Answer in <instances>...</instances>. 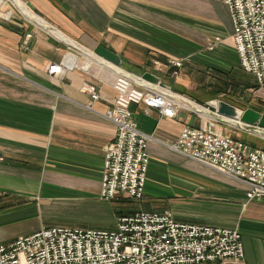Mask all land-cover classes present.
<instances>
[{"label":"crops","instance_id":"obj_1","mask_svg":"<svg viewBox=\"0 0 264 264\" xmlns=\"http://www.w3.org/2000/svg\"><path fill=\"white\" fill-rule=\"evenodd\" d=\"M8 3L15 8L4 10ZM4 5L0 10L11 15H0V245L44 228H82L51 224L54 219L108 231L134 212L170 211L178 223L238 229L243 264H264V199L248 201L247 186L169 148L184 128L202 130L221 119L224 103L210 97L206 69L213 67L218 75L229 65L241 69L223 0H9ZM211 41H216L212 48ZM99 46L115 53L120 66L95 56ZM170 59L185 61L180 76L175 67L160 72L154 66ZM53 67L60 70L51 72ZM120 71L142 79L151 73L186 99L173 118L145 105L131 108L139 130L150 138L141 201L101 196L105 150L117 134L105 114L117 98ZM86 84L96 88L99 100L83 91ZM192 105L217 109L202 117ZM244 126L249 133L251 127ZM212 131L230 136L219 125Z\"/></svg>","mask_w":264,"mask_h":264},{"label":"built area","instance_id":"obj_2","mask_svg":"<svg viewBox=\"0 0 264 264\" xmlns=\"http://www.w3.org/2000/svg\"><path fill=\"white\" fill-rule=\"evenodd\" d=\"M233 23V39L241 70L264 90V0H223ZM160 72L168 66L183 67L182 60L167 65L154 61ZM53 67L51 72H58ZM117 98L105 118L117 127L113 142L105 150L101 196L107 201L144 197L150 165V138L134 119L132 106L145 105L163 117L173 118L186 99L160 84L146 82L134 74L117 73ZM93 101L96 88L84 85ZM184 128L169 148L182 156L231 177L248 187V201L264 199V149L212 131ZM255 132L264 129L249 126ZM245 250L238 229L182 224L171 212H136L117 219L114 230L53 227L0 245V264H243Z\"/></svg>","mask_w":264,"mask_h":264},{"label":"rangeland","instance_id":"obj_3","mask_svg":"<svg viewBox=\"0 0 264 264\" xmlns=\"http://www.w3.org/2000/svg\"><path fill=\"white\" fill-rule=\"evenodd\" d=\"M7 1H9V0H1L0 1L1 2L0 8ZM4 6H5V7H3L4 10L8 9V11L15 8V7H13L14 5L11 3H8V5H4ZM26 8L29 10L28 7H26ZM20 9L25 10L24 7H20ZM31 9H33V7ZM32 12L34 13V11H32ZM0 15L1 16H6V15L10 16L11 12L10 13L8 12L5 14V12L0 10ZM34 15H35V13H34ZM60 38H63V37L60 36ZM66 41H68V40H66ZM215 42L216 41L210 42L211 48H212V46H214ZM182 61H183V67L179 71V76H180V72L184 68V62L185 61L184 60H182ZM213 65H215V64H213ZM211 66H212V64H211ZM206 72L208 75V83H209L208 87L213 89L211 91L209 90V92L212 93L210 95V97L215 98L214 100L216 102H219V103L222 102L225 105V107H223L224 105H222L223 111L219 112L221 114L220 115L221 119H215V121H212V123H215V125H219L224 133H229L230 136L239 138V139L243 140L244 142L255 146V148L264 149V132H261V134H260L257 132V130L255 132L251 128V131L248 133L245 130H250V129L246 128V126L241 124L239 122V119H238V117H240L242 115L241 111H246V109L247 110L252 109V110L258 111L260 113H264V90H260L259 85L257 83H255L253 81V79H250L252 77H250L249 75L244 73L241 69H239L237 67H232V65L226 66V70H222V72L220 73L221 76L218 75V73L213 69V67L207 68ZM220 77H222L223 79H221ZM192 78L194 79L195 77L193 76ZM247 79L250 80L248 82V84L245 83V80H247ZM238 82H240V85ZM231 84L233 86H231ZM247 88H249V90H251V91H249V92L245 91V90H247ZM217 91H220V92L217 94V93H215ZM191 107H192V109H194V113L201 115L202 117H204L206 113H208L209 116H212L210 114L211 111L212 110L216 111V110H214V108L217 109V107L215 105H213V107H208L207 105H201L200 107H198V106L196 107V106L192 105ZM221 120L223 123H221ZM134 213H136V212H134ZM50 222H51V224H57L58 223V225L62 224V225H69V226H75V227H82L83 229H85L86 227H89V226L83 225L81 222H78L75 220L69 221V220L54 219V220H51Z\"/></svg>","mask_w":264,"mask_h":264},{"label":"water","instance_id":"obj_4","mask_svg":"<svg viewBox=\"0 0 264 264\" xmlns=\"http://www.w3.org/2000/svg\"><path fill=\"white\" fill-rule=\"evenodd\" d=\"M30 7L32 8V6ZM94 55L115 66H120L121 64L120 58L115 53L109 51L103 46L96 48V50H94ZM143 79L154 84H160L162 87H164V84H161L160 79L151 73L145 74ZM241 112L242 115L239 121L241 124L247 126H256L264 129V113H260L252 109Z\"/></svg>","mask_w":264,"mask_h":264},{"label":"bare ground","instance_id":"obj_5","mask_svg":"<svg viewBox=\"0 0 264 264\" xmlns=\"http://www.w3.org/2000/svg\"><path fill=\"white\" fill-rule=\"evenodd\" d=\"M60 36V35H59ZM202 111V110H201ZM158 112V111H157ZM241 117V116H240ZM240 117H239V121H240Z\"/></svg>","mask_w":264,"mask_h":264}]
</instances>
